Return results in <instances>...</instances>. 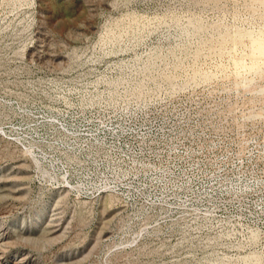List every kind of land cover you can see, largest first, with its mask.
Listing matches in <instances>:
<instances>
[{"label": "rangeland", "instance_id": "374dc122", "mask_svg": "<svg viewBox=\"0 0 264 264\" xmlns=\"http://www.w3.org/2000/svg\"><path fill=\"white\" fill-rule=\"evenodd\" d=\"M263 93L264 0H0V264H264Z\"/></svg>", "mask_w": 264, "mask_h": 264}, {"label": "bare ground", "instance_id": "6f19581e", "mask_svg": "<svg viewBox=\"0 0 264 264\" xmlns=\"http://www.w3.org/2000/svg\"><path fill=\"white\" fill-rule=\"evenodd\" d=\"M255 86H257V85H255ZM259 86V85H258ZM255 88V87H254ZM259 88V87H258ZM260 94H261V92H260ZM264 94V93H263ZM258 95V94H257ZM262 95V94H261ZM252 97H250V99H251ZM251 102V101H250ZM263 102H264V100H263ZM252 103V102H251ZM254 103H255V101H254ZM251 110H253V109H251ZM253 112V111H252ZM253 115V114H252ZM236 120H239V119H236ZM237 122V121H236ZM239 126V125H238ZM3 235V234H2ZM3 243V242H2ZM6 243V242H5ZM39 243V242H38ZM3 245V244H2ZM2 248V247H1ZM3 250V249H2ZM0 251H1V249H0ZM2 255V254H1ZM4 255V254H3ZM4 258V257H3ZM28 258V257H27ZM25 259V258H24ZM23 259V260H24ZM22 260V259H21ZM21 260H19V262L21 261ZM29 260V259H28ZM9 261V260H8ZM10 262V261H9ZM21 262H23V261H21ZM252 262V261H251ZM16 263V262H15Z\"/></svg>", "mask_w": 264, "mask_h": 264}]
</instances>
